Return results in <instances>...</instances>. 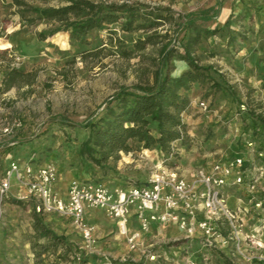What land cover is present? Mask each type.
Instances as JSON below:
<instances>
[{"label": "rangeland", "instance_id": "rangeland-1", "mask_svg": "<svg viewBox=\"0 0 264 264\" xmlns=\"http://www.w3.org/2000/svg\"><path fill=\"white\" fill-rule=\"evenodd\" d=\"M21 1L38 9L65 3V0ZM133 1L150 7H167L175 21L154 32L117 28L110 33L101 28L77 38L52 21L39 19L32 25H21L18 10L27 7L17 6L14 0H0V182L12 161L39 166L52 164L56 172L55 161H67L72 167H85L94 176L97 172V180L110 183L113 188L125 187L142 183L160 160L169 167L186 164L198 169L202 168L197 167L201 158L211 162L243 157L249 140L259 142V147L264 148V140L245 110L248 102L261 105L264 110V0ZM202 10L208 11V18L201 17ZM190 17L195 19L193 24L177 26L182 19ZM214 28L216 32L210 34L209 30ZM149 34L154 35L155 43L135 51L137 39ZM164 44L174 50L169 63L171 75L179 72L180 55L189 50L198 64L210 68L218 88L192 86L191 103L184 113V121L190 119L186 123L190 140L188 146H177L176 156L165 157L157 148L121 152L120 158L110 163L112 170L103 175L79 154V144L88 135V129L81 125L95 118L121 86L151 79ZM92 49H98V54L85 56ZM123 50L128 54H123ZM6 61L19 70L33 72L34 82L2 92V65ZM201 101L206 102V109L199 105ZM15 122L20 126L12 134H3L4 128ZM129 158L131 163H125ZM257 187L249 196L252 202L264 201V189ZM18 189L11 181L3 194L27 201L24 204L9 202L7 197L2 200L0 194V250L7 252L2 264H175L174 260L180 262L183 257L185 262L190 261L188 264H195V258L199 264H214L230 253L201 249L195 244L194 236L174 240L158 234L144 245L136 243L132 248L128 236L120 233L103 212L105 220L94 226L96 241L87 247L72 220L40 212L43 223L64 236L70 250L63 257L58 256L62 249L51 256L37 255L40 248L32 246L29 233L31 209L38 200L23 198L26 191L21 196ZM247 249L255 252L254 248ZM240 264L264 262L251 260Z\"/></svg>", "mask_w": 264, "mask_h": 264}, {"label": "trees", "instance_id": "trees-1", "mask_svg": "<svg viewBox=\"0 0 264 264\" xmlns=\"http://www.w3.org/2000/svg\"><path fill=\"white\" fill-rule=\"evenodd\" d=\"M14 1L19 7H27L18 10L21 25H32L39 19L52 21L63 25V29L69 30L71 36L77 38L101 28L108 29L110 33L117 28L123 31L154 32L167 22L175 21L173 14L168 11L169 8L150 7L133 0H65L62 5L43 9L27 6L28 4L21 0ZM33 11L38 14H32ZM207 13V10H202L201 17L208 18ZM194 20V17L182 19L177 26L180 27L184 23L193 24ZM209 31L214 34L216 29ZM154 43L153 34L138 38L134 43L135 51H142L146 45ZM173 51L164 44L151 71V79L131 86H121L111 95L95 118H90L81 125L88 129V135L79 144V154L94 164L103 175L112 170L110 163L118 160L121 152L157 148L165 157H169L177 155V146H188L190 135L184 121V113L191 103L192 86L200 84L206 88L217 89L219 84L211 76L210 68L198 64L196 57L189 50L180 55L179 72L171 75L169 63ZM122 53L128 54L124 50ZM97 54L98 49L85 52V56ZM2 66V92L34 82L33 72L19 70L11 66L9 61ZM245 106L264 140V110L261 105H253L252 102ZM258 149L262 151L264 148L260 146ZM4 197L17 204L27 202L2 194V200ZM39 213L33 206L29 238L33 247L38 245L40 248L36 254L51 256L54 251L62 249L58 256L63 257L70 250L68 242L64 236L47 227ZM6 253L3 249L0 250V264ZM214 264L235 262L226 254Z\"/></svg>", "mask_w": 264, "mask_h": 264}, {"label": "built area", "instance_id": "built-area-1", "mask_svg": "<svg viewBox=\"0 0 264 264\" xmlns=\"http://www.w3.org/2000/svg\"><path fill=\"white\" fill-rule=\"evenodd\" d=\"M203 109L207 104L201 101ZM244 107V105H242ZM20 123H12L3 130V134H12ZM253 147V143H248ZM257 152V150H255ZM258 157L264 152L258 151ZM245 159L235 157L226 162H215L210 169L198 168L192 179H186L174 167L164 160L156 162L147 180L127 188L111 189L102 181H70L66 197L54 189L57 172L52 164L23 167L12 161L0 182V194L6 192L12 179L20 180L26 188L23 198L38 200L37 212L54 213L72 220L85 241L87 247L95 243L94 226L85 219L86 208H100L107 217L114 220L118 231L128 232V218L133 213L142 230L151 223H176L186 237L194 236L198 230L204 247L212 250L228 249V255L237 261L257 260L264 262V218L247 231L239 208H233L225 195L224 187L229 183L246 184L254 191L259 174V165H253L255 174L249 175L243 168ZM250 176V177H247ZM254 208L264 207L262 199H256ZM138 233L128 235L133 248ZM247 247L256 252H247Z\"/></svg>", "mask_w": 264, "mask_h": 264}, {"label": "crops", "instance_id": "crops-1", "mask_svg": "<svg viewBox=\"0 0 264 264\" xmlns=\"http://www.w3.org/2000/svg\"><path fill=\"white\" fill-rule=\"evenodd\" d=\"M193 102H195V99L193 98ZM2 110V109H1ZM185 122L188 124L190 122L189 117H187L185 119ZM252 142L253 143V147H249L248 143ZM259 142L256 141V143L252 140L247 141V146L245 147L244 150V156L243 158L245 159L244 164H243V168L246 170V172L249 175H253L255 174L257 176V174H259L256 185L258 186L257 189H264V157H258L257 156V152L260 151L259 148ZM258 145V146H257ZM257 150V152L255 151ZM156 150H145V152H154ZM261 152H264V149H262ZM235 158V157H233ZM233 158H224L225 160H215L212 161L214 159L211 160V162H206L203 158L200 159L199 161V165H197V167H202L206 170L210 169L211 165L217 161H229L232 160ZM131 161V158L126 159L125 163H131L128 162ZM67 161L64 162H59V161H55L56 167H57V176H56V180L54 182V189L63 197H66V192H67V188L68 185L70 183V181L72 179H78L80 181H95L97 180L96 177L99 176V174L96 172L97 176H94L91 174V172L89 170H87L85 167H72L71 164H67ZM24 161L21 162V167L24 166ZM253 165H259L260 166V170L261 173H254L253 171ZM34 167L39 166L36 163H33ZM179 174H181L183 177H185L186 179H192L194 176V169L196 170L197 168L195 166H188V165H179L174 167ZM151 172V171H150ZM247 177H250L247 175ZM232 178H229V183L224 187V192L225 195L228 198V202L231 205V207L233 208H239L241 213H242V217L245 221V227L246 230H248L249 228L251 229L252 224L254 222H256L255 224L257 225L259 223V219L264 218V207L262 208H254V201L252 202V199L249 198L250 195L253 194L252 191H250L247 188V185L244 184H233L231 181ZM147 180L144 179L143 182H145ZM13 184H16L18 186V190L17 193H19L18 195H23L26 191V188L24 185H21L15 178L12 180ZM142 182V183H143ZM110 184V183H109ZM107 184L111 189H115V188H127L130 185H133L132 183H130L129 185L125 186V187H115L113 188V186H111V184L109 185ZM141 184V183H138ZM15 190V189H14ZM240 192V193H239ZM240 195V196H238ZM20 197V196H19ZM102 212L104 213V211L100 208H86L85 210V219L86 221L93 225V226H97L100 222L104 221V217ZM47 214V213H45ZM49 215V214H48ZM106 215V214H105ZM49 219H52V215H49ZM108 219L112 222V224L115 225L114 220L110 219L108 217ZM254 220V221H253ZM249 222L251 223V225L249 224ZM253 227H255V225L253 224ZM137 232L138 233V237L136 239V243L138 244H142L144 245L145 243L148 242V240L150 239L151 236H155L158 234V236H164V237H169L171 239L177 240L181 237L187 238L185 237L184 231L182 229L179 228V226L176 223H166V224H157V223H151L149 228L147 230H142L139 222L136 218V216L131 213L129 218H128V232H127V236ZM194 238H195V244L198 245L201 249H204V246L201 242V236H200V232L197 230L194 234ZM264 238V237H262ZM222 252L226 251V253L229 251L228 249L225 250H220ZM248 252V250H247ZM256 252V250H255ZM228 255V254H227ZM184 259H186V257H183L180 259V262H178V260H174L176 261L175 264H188L187 262L190 263L189 258L186 260L187 262L184 261ZM233 260V259H232ZM241 262L244 263H249L250 261H245L242 260L240 262H235V264H240ZM195 264H199V260L198 258H195Z\"/></svg>", "mask_w": 264, "mask_h": 264}]
</instances>
